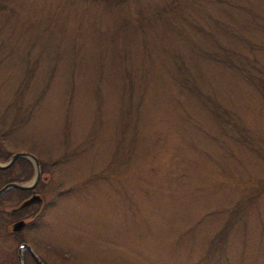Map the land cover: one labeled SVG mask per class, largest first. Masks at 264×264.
<instances>
[{
    "label": "rangeland",
    "instance_id": "obj_1",
    "mask_svg": "<svg viewBox=\"0 0 264 264\" xmlns=\"http://www.w3.org/2000/svg\"><path fill=\"white\" fill-rule=\"evenodd\" d=\"M0 141L50 264H264V0H0Z\"/></svg>",
    "mask_w": 264,
    "mask_h": 264
},
{
    "label": "flooded vegetation",
    "instance_id": "obj_2",
    "mask_svg": "<svg viewBox=\"0 0 264 264\" xmlns=\"http://www.w3.org/2000/svg\"><path fill=\"white\" fill-rule=\"evenodd\" d=\"M2 131L4 132V130ZM19 152L27 153L28 151L20 150ZM12 154L4 148L0 141V190L4 189L0 194V244L19 243L17 252L19 246L26 243L44 264H50L40 257L22 234V231L27 227L35 226L36 220L41 222L49 204L54 201L53 199L57 195L62 196L64 194L67 189L65 188L66 185L61 182L63 181L62 178L59 179L61 180L59 182L53 180L56 177L53 175L56 159L41 160L36 156L40 175L37 181L32 184L36 173L35 161L29 157L20 156L10 162ZM61 156L64 157V152ZM11 183L29 184L31 187L24 189L7 187ZM32 197L36 201L21 208V205ZM16 222H22L23 225L20 229L13 230ZM25 258H30L37 264L30 250L26 247L23 249V261Z\"/></svg>",
    "mask_w": 264,
    "mask_h": 264
},
{
    "label": "water",
    "instance_id": "obj_3",
    "mask_svg": "<svg viewBox=\"0 0 264 264\" xmlns=\"http://www.w3.org/2000/svg\"><path fill=\"white\" fill-rule=\"evenodd\" d=\"M20 156L29 157V158H31V159H33V160L35 161V163H36V173H35V176H34V179H33V182H32V184H34V182L37 181V179H38V177H39V175H40V173H39L38 159H37L34 155H32V154L24 153V152H18V153H14V154L11 156L10 162L14 161L16 158H18V157H20ZM7 187H17V188L24 189V188H29V187H31V185H29V184H25V185H23V184H19V183H11V184H9ZM7 187H5V188H7ZM3 190H4V189H1V190H0V194H1V192H2ZM35 201H36V199H35L34 197H32V198H30L29 200H26V201L21 205V208H22V207H25L26 205H28V204H30V203H33V202H35ZM22 225H23L22 222H16V223L14 224V228H13V230H18V229H20V228L22 227ZM25 247H26L27 249L30 250V252H31V254L33 255V257H34L35 261L37 262V264H44V263L38 258V256L33 252V250L31 249V247H30L28 244H26V243H22V244L19 246V248H18V252H17V264H24V262H23V249H24Z\"/></svg>",
    "mask_w": 264,
    "mask_h": 264
},
{
    "label": "trees",
    "instance_id": "obj_4",
    "mask_svg": "<svg viewBox=\"0 0 264 264\" xmlns=\"http://www.w3.org/2000/svg\"><path fill=\"white\" fill-rule=\"evenodd\" d=\"M262 86H263V83L261 82V88H262Z\"/></svg>",
    "mask_w": 264,
    "mask_h": 264
}]
</instances>
